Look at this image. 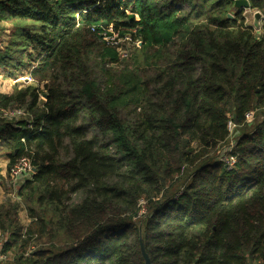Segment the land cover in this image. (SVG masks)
<instances>
[{
	"label": "trees",
	"instance_id": "16d2710c",
	"mask_svg": "<svg viewBox=\"0 0 264 264\" xmlns=\"http://www.w3.org/2000/svg\"><path fill=\"white\" fill-rule=\"evenodd\" d=\"M0 20V64L39 57L0 94L6 171L36 169L27 227L0 204V264H264V120L214 158L264 110V26L234 0H0Z\"/></svg>",
	"mask_w": 264,
	"mask_h": 264
},
{
	"label": "rangeland",
	"instance_id": "374dc122",
	"mask_svg": "<svg viewBox=\"0 0 264 264\" xmlns=\"http://www.w3.org/2000/svg\"><path fill=\"white\" fill-rule=\"evenodd\" d=\"M197 4H202L203 0H194ZM186 8H190L188 4L184 5ZM199 6V5H198ZM260 11V10H259ZM263 14L257 19L256 14H253V11L246 13V10H243V15L246 18V22L252 25L257 34H261L264 26V11L261 10ZM232 16L233 13L231 12ZM17 22H12L10 20H0V52L4 51L6 46L9 45L11 38L13 37L14 32L17 29ZM115 36L107 37V39L112 40ZM120 42L126 44L125 48L132 46L133 44L129 43L128 40H120ZM31 53H27L25 57L22 58V65L18 69L15 67L18 61L13 59L12 63L0 64V94L12 93L17 87H23L27 85H38L37 82L33 79L32 71L34 67L39 64L38 51H34L33 48L28 47ZM120 52V49H119ZM10 72H13L12 74ZM44 88V87H43ZM249 115L246 118V122L251 125H242L239 130L236 132V124L230 121V136L228 141L219 145L214 158L219 161H224L225 165L228 168H233L236 161L237 155L234 154L235 144L237 139L241 136L242 132L245 130H254L259 123L264 120V110H256L248 113ZM28 118L26 112L14 111L10 114V121L14 124H18L22 120ZM253 123V124H252ZM8 159L5 156V147L4 143L0 140V204H10L17 202L20 203V208L18 211V217L20 222L24 227H27L30 223L27 213V203L23 201L22 197L17 194L18 189L22 185V180L29 177V169H24L26 164L20 165V169L16 172V175H9L6 171ZM142 205L144 204L141 203ZM143 209V208H142ZM6 238V235L2 230H0V241H3Z\"/></svg>",
	"mask_w": 264,
	"mask_h": 264
},
{
	"label": "built area",
	"instance_id": "2783aa9c",
	"mask_svg": "<svg viewBox=\"0 0 264 264\" xmlns=\"http://www.w3.org/2000/svg\"><path fill=\"white\" fill-rule=\"evenodd\" d=\"M234 1H236V0H234ZM249 3H250V1L251 0H247ZM243 10H246V13H247V10H248V12H250V11H253V14H256V13H260V14H263L261 11H259V10H255V9H253L251 6L249 7V8H243ZM113 40L115 39V38H112ZM112 42H114V43H117L118 44V42H116V41H112ZM137 44L139 45V43L137 42ZM119 49H120V55L122 56V57H127L128 56V53H129V51H128V49H125L124 47H122V46H119ZM249 114H247V116H248ZM26 164V166L24 167V169L26 170V169H29V173L31 174V172L33 171V166L31 165V162H30V160L29 159H27V158H24V159H22L21 160V162L12 170V173H11V175H16V172L20 169V165H23V164ZM0 245H1V243H0ZM256 264H258V263H256Z\"/></svg>",
	"mask_w": 264,
	"mask_h": 264
},
{
	"label": "water",
	"instance_id": "95a60500",
	"mask_svg": "<svg viewBox=\"0 0 264 264\" xmlns=\"http://www.w3.org/2000/svg\"><path fill=\"white\" fill-rule=\"evenodd\" d=\"M235 6L237 8H239L240 10H242L243 8H249L250 7V3L247 1V0H236L235 1ZM260 13H256V17L257 19L260 17ZM230 17H232L231 14H229ZM36 169L33 167V171H35ZM146 259H147V264H151L149 258L146 256Z\"/></svg>",
	"mask_w": 264,
	"mask_h": 264
},
{
	"label": "crops",
	"instance_id": "0c3cea01",
	"mask_svg": "<svg viewBox=\"0 0 264 264\" xmlns=\"http://www.w3.org/2000/svg\"><path fill=\"white\" fill-rule=\"evenodd\" d=\"M6 94V93H5Z\"/></svg>",
	"mask_w": 264,
	"mask_h": 264
}]
</instances>
